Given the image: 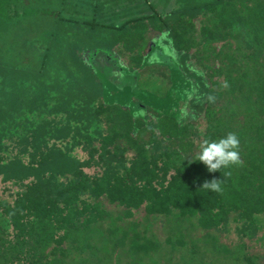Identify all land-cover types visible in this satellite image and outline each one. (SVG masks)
Wrapping results in <instances>:
<instances>
[{
	"label": "trees",
	"instance_id": "16d2710c",
	"mask_svg": "<svg viewBox=\"0 0 264 264\" xmlns=\"http://www.w3.org/2000/svg\"><path fill=\"white\" fill-rule=\"evenodd\" d=\"M135 1L0 0V264H264V0Z\"/></svg>",
	"mask_w": 264,
	"mask_h": 264
},
{
	"label": "clouds",
	"instance_id": "9594fccd",
	"mask_svg": "<svg viewBox=\"0 0 264 264\" xmlns=\"http://www.w3.org/2000/svg\"><path fill=\"white\" fill-rule=\"evenodd\" d=\"M239 142L238 136L231 132L216 140H205L200 145V152L195 160L203 162L209 172L238 164L240 162ZM203 187L211 191H222L219 179L206 181Z\"/></svg>",
	"mask_w": 264,
	"mask_h": 264
},
{
	"label": "rangeland",
	"instance_id": "374dc122",
	"mask_svg": "<svg viewBox=\"0 0 264 264\" xmlns=\"http://www.w3.org/2000/svg\"><path fill=\"white\" fill-rule=\"evenodd\" d=\"M132 4H135V6L133 7V10H134L133 14H136V15H144V14L153 13L154 8L151 7L152 5H155L154 6L155 9L163 15L169 14L170 12H172V10L176 9L179 6V3L177 2V0H136ZM117 22H119V21H117ZM101 63L108 65L110 68L103 66V67H98L97 68L98 70L105 72L103 69H109V71L111 70L112 72H114L116 74L119 73V71L115 69L116 66H113L108 60L105 62L101 61L100 64ZM153 69H156V71H158V70L165 69V67H163V66H161V64H159V65H155L153 67H150V70H153ZM126 77L132 79L133 75L130 74ZM155 78H157V76L155 77L154 74L151 75L149 78L147 77V79H148V81H147L148 86L147 87H149L150 89H152L154 87L152 82H153V80H155ZM129 81L131 84L132 83L134 84L133 80H129ZM145 81L146 80H142L141 83L143 84V83H145ZM122 82H123L122 80L119 81V84H120L119 86H121ZM131 86H133V90H134V85H131Z\"/></svg>",
	"mask_w": 264,
	"mask_h": 264
},
{
	"label": "water",
	"instance_id": "95a60500",
	"mask_svg": "<svg viewBox=\"0 0 264 264\" xmlns=\"http://www.w3.org/2000/svg\"><path fill=\"white\" fill-rule=\"evenodd\" d=\"M107 59H109V58H107ZM113 66H116L115 69H117V70L119 71V73H120L121 68L119 67V63H118V60H117V59H114V64H113ZM127 76H128V75H127ZM128 79H130V78H128ZM132 80L134 81V83H136L137 77H136L135 75H133Z\"/></svg>",
	"mask_w": 264,
	"mask_h": 264
}]
</instances>
